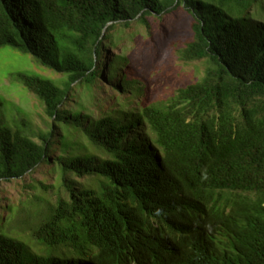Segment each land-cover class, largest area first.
I'll return each instance as SVG.
<instances>
[{
  "label": "trees",
  "instance_id": "trees-1",
  "mask_svg": "<svg viewBox=\"0 0 264 264\" xmlns=\"http://www.w3.org/2000/svg\"><path fill=\"white\" fill-rule=\"evenodd\" d=\"M257 1L0 0V48L60 76L34 68L12 74L45 106L47 129L10 120L0 96V183L43 165L57 180L37 182L57 189L54 201L36 196L15 208L18 233L0 229V264H264ZM179 9L190 30L179 58L203 62L204 71L168 98L134 105L146 78L112 52L115 34L151 30L150 17ZM100 82L115 94L92 96L98 117L82 103L69 106L77 88ZM81 138L89 147L72 150Z\"/></svg>",
  "mask_w": 264,
  "mask_h": 264
},
{
  "label": "rangeland",
  "instance_id": "rangeland-1",
  "mask_svg": "<svg viewBox=\"0 0 264 264\" xmlns=\"http://www.w3.org/2000/svg\"><path fill=\"white\" fill-rule=\"evenodd\" d=\"M251 14L259 19L264 20V0H258L252 8ZM187 13L182 10L167 12L159 20H152L153 27L151 30L142 25L133 26L118 34H115L116 49L112 50L115 54H125L131 64L137 67L145 76L146 80L142 81L145 88L143 93L136 97L133 104L138 105L143 100H161L168 98L178 87L188 82L193 75H199L204 71L203 62L187 64L179 58L178 48L189 36V23ZM158 25V26H157ZM182 35L184 37H182ZM172 43H176L173 47ZM34 62L31 55L20 52L11 47L4 46L0 48V96L4 99L2 113L13 118L26 117L30 119L35 128L47 129L51 118L45 112V106L20 82L15 80L13 73L21 70L34 68L35 70L59 78L49 71L40 70ZM115 94L106 84L100 82L95 89L87 90L77 88L72 93V100L69 106L76 107L78 104L88 106L89 113L98 117L97 107L91 105V98L94 100L106 99ZM104 104H109L107 101ZM81 137V134H79ZM77 141V139H75ZM85 144L89 147L86 139L81 138L79 144H74L72 150L82 151L81 146ZM50 165H43L37 170L26 175L23 179H14L11 182L2 181L0 183V229L11 233H18V226L12 218L17 206L24 203L38 202L36 196L44 198L43 200L54 201L56 199L57 189L44 191L38 181H44L48 184L57 182L56 176L50 172ZM81 184H88V178L80 179ZM23 203V204H21ZM33 209L36 207L34 205ZM4 221L1 222V218ZM26 240L33 244L34 242Z\"/></svg>",
  "mask_w": 264,
  "mask_h": 264
}]
</instances>
